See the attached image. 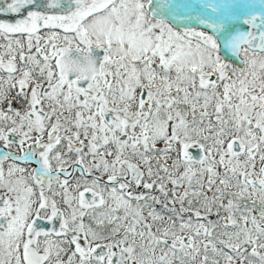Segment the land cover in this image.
<instances>
[{"label": "snow or ice", "instance_id": "1", "mask_svg": "<svg viewBox=\"0 0 264 264\" xmlns=\"http://www.w3.org/2000/svg\"><path fill=\"white\" fill-rule=\"evenodd\" d=\"M0 264H264V0H0Z\"/></svg>", "mask_w": 264, "mask_h": 264}]
</instances>
